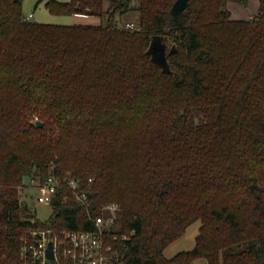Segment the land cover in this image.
<instances>
[{"label": "trees", "instance_id": "trees-1", "mask_svg": "<svg viewBox=\"0 0 264 264\" xmlns=\"http://www.w3.org/2000/svg\"><path fill=\"white\" fill-rule=\"evenodd\" d=\"M174 1L45 3L91 26L24 21L0 0V264H21L28 229H83L110 203L114 264H264V0L249 19L227 9L248 0H187L177 17ZM130 12L137 30L115 23ZM154 36L175 46L169 72L146 53ZM50 164L86 199L59 190L41 222L18 188ZM196 220L192 249L165 259Z\"/></svg>", "mask_w": 264, "mask_h": 264}, {"label": "built area", "instance_id": "built-area-1", "mask_svg": "<svg viewBox=\"0 0 264 264\" xmlns=\"http://www.w3.org/2000/svg\"><path fill=\"white\" fill-rule=\"evenodd\" d=\"M31 15L23 16L29 21ZM129 29L138 28L132 23H126ZM51 165L42 180H30L28 186L36 189L42 195L54 198L59 190L66 189L76 201L85 204L86 193L78 180L69 174L58 175ZM91 182V179H88ZM62 194L60 201H66ZM119 206L110 203L102 207L101 214L91 215L86 211L88 226L83 229H55L49 227L30 228L20 237L18 258L21 264H114L116 252L110 240L116 239L114 226L117 223ZM36 220L40 221L37 217ZM52 242V259L47 258L48 242Z\"/></svg>", "mask_w": 264, "mask_h": 264}, {"label": "rangeland", "instance_id": "rangeland-1", "mask_svg": "<svg viewBox=\"0 0 264 264\" xmlns=\"http://www.w3.org/2000/svg\"><path fill=\"white\" fill-rule=\"evenodd\" d=\"M49 0H23L21 3L23 16L31 15V22H39L45 24H57V25H91L98 26L103 24V21L96 16H87V15H57L50 13L45 3ZM57 2H68L70 0H53ZM234 4V3H230ZM257 0H249L247 5H237L243 12L241 15H238L237 10H233V18L241 19L246 18L249 14H252L253 11L257 10ZM229 5V4H228ZM227 5V6H228ZM106 8V7H105ZM229 9V8H228ZM229 11H231L229 9ZM243 16V17H242ZM137 13L130 12L123 17L115 16V23L119 26L126 23H132L136 26ZM52 165V164H50ZM54 165V164H53ZM67 175V174H66ZM25 184L18 188L19 203L22 206H26L32 210L36 217L41 222H48L52 215V206L51 199L49 195H42L34 188L28 186V182L25 180ZM200 226V221L196 220L191 223L185 230V232L175 241L170 243L162 253V256L165 259H171L180 252L188 251L192 249L195 242V237L198 233ZM191 264H207L205 259L197 258L193 260Z\"/></svg>", "mask_w": 264, "mask_h": 264}, {"label": "water", "instance_id": "water-1", "mask_svg": "<svg viewBox=\"0 0 264 264\" xmlns=\"http://www.w3.org/2000/svg\"><path fill=\"white\" fill-rule=\"evenodd\" d=\"M17 3H22L23 0H13ZM187 5V0H175L171 9L170 14L174 17L179 16V14L185 9ZM175 46L171 45L167 36H154L151 39L149 47L146 53L150 56L151 60L156 63L163 72H169V63L167 60V54L175 52ZM37 127H41L42 123L40 121H35ZM46 256L52 259V242H48Z\"/></svg>", "mask_w": 264, "mask_h": 264}, {"label": "crops", "instance_id": "crops-1", "mask_svg": "<svg viewBox=\"0 0 264 264\" xmlns=\"http://www.w3.org/2000/svg\"><path fill=\"white\" fill-rule=\"evenodd\" d=\"M248 2H249V0H248ZM257 3H258V0H257ZM248 4V3H247ZM257 6H258V4H257ZM230 9L231 11H229V13H230V17L232 18V19H234L233 18V16H234V14H233V10L232 9H234V10H237V14L238 15H241V13L243 12L239 7H237V5H234V4H229L228 6H227V9ZM228 9V10H229ZM257 10H258V8H257ZM257 10H255V11H253V13L252 14H249L246 18H241V19H249V18H251V17H253L256 13H257ZM243 17V16H242Z\"/></svg>", "mask_w": 264, "mask_h": 264}]
</instances>
